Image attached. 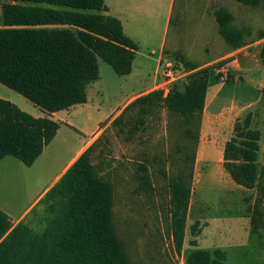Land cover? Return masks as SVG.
Masks as SVG:
<instances>
[{"label": "trees", "instance_id": "obj_1", "mask_svg": "<svg viewBox=\"0 0 264 264\" xmlns=\"http://www.w3.org/2000/svg\"><path fill=\"white\" fill-rule=\"evenodd\" d=\"M1 1L0 84L46 114L87 102L88 85L99 79V59L120 77L131 74L139 47L125 34L121 20L105 14V0ZM236 1L256 7L262 0ZM213 16L225 42L233 49L243 47L249 30L235 28L233 16L225 8L216 9ZM259 38H264V32ZM261 58L264 63V48ZM176 59L195 72L186 83L173 84L167 95L164 89H156L129 103L112 122L120 126V133L132 139L145 126L151 109L162 107L180 117L186 135L198 141L199 131L194 126L202 120L211 73L229 60L199 69L180 54ZM134 108L137 115L126 117ZM58 130L59 124L52 119L35 118L0 98V161L11 156L26 167L33 166ZM260 140L261 132L253 127V114L248 113L236 120L223 151V168L233 182L247 190L256 189L253 205L250 197L244 199L254 231L264 230ZM92 148L84 151L38 202L48 213L42 232L23 221L13 228L8 215L0 210V264H131L114 227L113 186L95 171ZM195 160L196 152L187 154L190 171H181L168 181L169 233L177 254L182 253L186 238ZM139 171V190L152 193L147 166L140 165ZM225 260L220 250H194L187 264H225Z\"/></svg>", "mask_w": 264, "mask_h": 264}, {"label": "rangeland", "instance_id": "obj_2", "mask_svg": "<svg viewBox=\"0 0 264 264\" xmlns=\"http://www.w3.org/2000/svg\"><path fill=\"white\" fill-rule=\"evenodd\" d=\"M210 3L213 6L209 9L208 15L203 0H175L172 22L165 43L166 50L171 54L169 57L178 72V80L170 85H162L165 82L164 78L161 79L159 76L158 79L156 75L157 59L165 36L167 1L157 3L153 7V15L148 19L142 15L148 13L147 10L136 11L129 0H105V4L111 8L110 15L121 16L127 36H134L133 40L139 49L131 76H118L111 66L99 59L100 80L89 88L90 105L86 109L94 113L93 109H99L103 117L110 118L131 96L149 88L150 91L164 89L167 95L173 84L186 83L188 77L195 72L186 69L176 59V54L186 56L198 65L220 58L227 52L228 45L219 34L214 18H211L212 12L218 8H227L234 16L241 17V23L238 19L235 21L236 27L249 26L254 33L257 30H264L262 6L247 7L234 0H218V2L213 0ZM3 4L4 2L0 0V29L3 28ZM239 9L243 11H238ZM136 15L139 17L136 18ZM153 50H156L155 53ZM176 50L179 53H174ZM166 62L167 58L161 63L162 76ZM250 68L256 70L255 74L258 78L263 74L259 70V64L256 65L255 62ZM231 76L233 74L231 75L227 66L214 68L206 101V113L211 115L216 101L212 87L223 83L216 107L220 111L223 132L229 135H233L236 122L233 120L234 113L237 111L239 113L241 109L240 118H244L250 113L247 107L255 104L259 98L256 89H252L246 83H232ZM240 77L239 75L237 78ZM98 85L100 88H97ZM16 97L29 104V111L33 114L40 113V110L29 100L0 84V98L17 102ZM231 106L236 107V110L229 114L228 108ZM255 108L259 110L256 127L262 134L261 155L264 161V99L261 103L258 102ZM79 109L81 107L73 112L74 122L84 121ZM137 112L134 108L126 114V117H135ZM119 127L111 123L93 143L91 160L97 174L113 186L114 227L118 238L125 245L131 264H187L188 255L194 250L209 252L220 250L226 255L225 264H264V230L252 229L244 201L247 197L256 196V191L252 194L242 190L218 163V154L222 151L221 144L213 146L209 160L207 156L209 150L200 149L199 164L203 165L208 160L206 164L208 169L198 168L196 173L194 165L185 243L181 254H177L174 249L169 233L171 194L168 181L181 171L185 170L187 173L190 171L191 164L186 162V155L196 152V157L198 156L203 116L200 123L194 126V130L199 131L198 141L186 135V126L180 117L162 107L151 109L146 117L145 126L141 127L132 139H129L127 133H120ZM72 136L75 142L82 139L75 133ZM52 151H55V154L49 159L46 158V161L41 159L32 173L30 170H24L27 174L23 177L14 175L13 179L8 177L9 173L0 175V206L4 208L0 210L9 214L11 221L17 220L19 214L29 206L44 185L46 177H39V174L45 173L48 165L53 164L52 160L56 161L55 165L64 153L59 139L50 146L47 153L50 154ZM142 164L147 166L154 187V191L150 194L138 188L139 175H141L139 166ZM163 173H166V177ZM36 178L40 181L34 182ZM11 181L20 182L22 185L14 186ZM47 217L46 206L41 204L35 206V210H32L22 221L31 229L42 232L47 226ZM11 225L13 228L16 226L13 222ZM194 242L196 245L193 244Z\"/></svg>", "mask_w": 264, "mask_h": 264}, {"label": "crops", "instance_id": "obj_3", "mask_svg": "<svg viewBox=\"0 0 264 264\" xmlns=\"http://www.w3.org/2000/svg\"><path fill=\"white\" fill-rule=\"evenodd\" d=\"M166 1H167V20H166V27H165V32H164L165 36H164V40L160 46L159 57L157 59L158 72H157L156 78H158V79H159V76L161 77V79L163 77L162 71H161L162 70V64L161 63L166 58H167V60L171 59L169 57L171 54H169V51L166 50L165 37L167 36L169 26L172 22L171 17H172V13H173L175 0H129V2L131 3V5L134 7V9L136 11L140 12V11H143L144 9L147 10L148 13H144L142 15H145L148 19L153 15L152 14L153 13V7L155 5H157V3L158 4L161 2L166 3ZM203 1L206 5V8H207L206 13L208 14L209 9L213 6V4H211L210 2L213 0H203ZM216 1L218 2V0H216ZM234 1H236V0H234ZM236 2L239 3L238 1H236ZM209 3H210V5H209ZM239 4H241V3H239ZM241 5H243V4H241ZM106 6L108 8V12H105V14L110 15V13H111L110 9L111 8L107 4H106ZM243 6H247V5H243ZM258 6H262L264 8V0H262ZM258 6H256V7H258ZM247 7L254 8L253 6H247ZM225 9H227V8H225ZM227 10L231 13V11L229 9H227ZM238 11H243V10L239 9ZM213 13H214V11L212 12L211 18H214ZM232 16H233L232 25L235 28L247 29L250 32L249 36H247L245 38V43H244L243 47H241L239 49H233L226 43L228 45V50L225 54L220 56V58H218V59H216L210 63L203 64V65L202 64L198 65L195 62H192L186 56H185V58L187 60L191 61L192 63L196 64L197 66H199V69H201L205 66L215 65L219 62L229 60L224 65V67L227 66L228 71L231 73V75L233 74V76L230 77V79L233 80L232 83H236V82H241L243 84L246 83L252 89L254 88L257 90V92H259L258 101L255 104H250L249 107H247L250 110V113L253 114V127L257 128L256 125H258V122H257L256 118H257V114L259 116V110L255 107H256L258 102L261 103V101H263V99H264V63H263V60L261 58V52H262V49L264 48V38L263 39L259 38V33L264 32V30H257V32H255L257 35L255 36V33L252 31L251 28H249V26H247V27H242V26L238 27L237 26L236 27L235 21L238 19V21L241 23V21H242L241 17L240 16H234L233 14H232ZM114 17L121 20V22L123 24V20H122L121 16H114ZM137 17H139V16L136 15V18ZM214 20H215V18H214ZM215 22H216V20H215ZM216 24H217V22H216ZM123 27H124L125 34L128 35L126 32V28H125L124 24H123ZM217 27H218V25H217ZM218 32H219V28H218ZM133 37L134 36L129 35V38H131L132 40L134 39ZM155 51L156 50H153V53H155ZM174 53H179V52H178V50H176ZM254 62L256 63V65L259 64V66H260L259 70H261V72L263 73V74H261V76L259 78L255 74L256 70H252L250 68V66H252ZM132 73H133V70H132L131 74H129L127 76H131ZM239 75L241 77L237 78ZM127 76H124V77H127ZM99 80H100V64H99V79L96 82L89 84L87 87V102L85 104L73 106L68 110L56 112V113H53L50 115L43 112L41 109L36 107L34 104L33 105L35 106V108L40 110V113L38 115L33 114L31 111H29V108H30L29 104L25 103V101H23L19 97L15 98V100L17 102H12V103L16 104V106L19 109L30 114L31 116H33L35 118L48 117V118L52 119L53 121H55L59 124V130L57 131L55 138L44 149L42 155L37 159V161L33 164V166L26 167L18 159L11 157V156H8V157H5L3 160L0 161V175L3 176V175H6V173H9L8 177H12V179H13L14 175H21L23 177L25 174H27V172L24 170H30V172L32 173L34 170H36L35 166L41 159L46 161V158L49 159L50 156H53L52 154H55V151H52V153H50V154H48L47 152H48V149L50 148V146H52V144H54L58 139H59V142L61 143V147L64 150V153L61 155V158L59 159V161L55 165H54V163L56 161L52 160L53 164L50 165L51 164L50 163L48 165V167L46 169L47 172L45 170V173L43 172L42 175L39 174V177H41V176L46 177V181H45L44 185L41 187V190L39 191L38 195L30 202L29 206L21 214H19L17 220L11 221L9 214L6 213L9 217L10 222L11 223L13 222L14 225H16L17 223H19L20 221L24 220L25 218H27L29 216L32 209L35 206H37L38 202L44 197V195L48 192V190H50L59 181V179L65 174V172L70 168V166L80 157V155L84 151H86L90 146L93 145V143L111 125L113 120L121 114V112L124 110V108L129 103L134 101L139 96L151 92L150 88H149V89L145 90L144 92H140L138 94L131 96L127 101H125L124 103L121 104V106L113 113V115L110 118H107L108 116L103 117L101 115L99 109H93L95 111V113L89 109H86L90 105L89 88H90V86L98 83ZM229 83H231V82H229ZM165 84L166 83H163L162 85H165ZM221 86H223V83H221V84L218 83L212 87L213 91L215 92L214 97L216 98V101L212 107V114L210 115V114L206 113V106H205V109L203 112V128L201 130L199 152H198V156L196 157V160H195V172L196 173L199 170L198 168H201V170H204V169L207 170L208 169L206 164H208L210 150L213 149L214 148L213 146H216V144L222 145V151H219V154H218V163H220L222 168H223V151H224L223 147H225L226 142L228 140H230L232 137V135H229V133L223 132L224 126L221 124L222 120L220 118L221 117L220 111H219L218 107H216V103H217L218 99L220 98V87ZM97 88H100V86L98 85ZM209 89H210V87H209ZM208 95H209V90L207 93L206 101L208 100ZM79 107H81V109H79L78 111L82 112L84 121L74 122L73 121V119H74L73 118V112H74V110H76ZM234 109L236 110V107H234V106H231L230 108H228L229 114H232V112L235 111ZM33 110H35V109H33ZM233 116H234L233 120L235 122L241 116V109H240L239 113L237 111L234 113ZM67 117H69V119ZM255 119H256V121H255ZM234 122H233V124H234ZM70 132L72 134L75 133V134L80 135L82 137V139L78 142L77 141L75 142V138L72 136V134ZM262 143L263 142H262V134H261V140L259 142V144H260L259 161H258L259 168L264 167V161H263L262 155H261L262 150H263L262 149V147H263ZM201 148L209 150L208 155H207L208 160L203 165L199 164V159H198ZM46 154H48V155H46ZM45 156H47V157H45ZM14 173H17V174H14ZM33 181L38 182L40 180L36 178ZM11 182L14 186H19V185L21 186L22 185L20 182H13V181H11ZM239 187L242 188V190H245L247 192H251L252 194H254L253 192L256 191L255 189L247 190L241 186H239ZM255 200H256V196L254 195V197H251V204L252 205L255 203ZM0 209H4V208L2 206H0ZM263 210H264V205H263ZM249 220H250V216H249Z\"/></svg>", "mask_w": 264, "mask_h": 264}, {"label": "built area", "instance_id": "obj_4", "mask_svg": "<svg viewBox=\"0 0 264 264\" xmlns=\"http://www.w3.org/2000/svg\"><path fill=\"white\" fill-rule=\"evenodd\" d=\"M163 75L166 85H170L178 80V72L175 70V64L172 59L167 60Z\"/></svg>", "mask_w": 264, "mask_h": 264}]
</instances>
